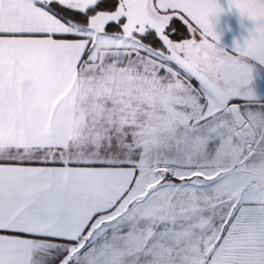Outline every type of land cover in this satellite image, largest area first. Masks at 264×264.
<instances>
[{
	"label": "snow or ice",
	"instance_id": "6c2138e0",
	"mask_svg": "<svg viewBox=\"0 0 264 264\" xmlns=\"http://www.w3.org/2000/svg\"><path fill=\"white\" fill-rule=\"evenodd\" d=\"M225 4L0 0V264H264V0Z\"/></svg>",
	"mask_w": 264,
	"mask_h": 264
},
{
	"label": "crops",
	"instance_id": "0c3cea01",
	"mask_svg": "<svg viewBox=\"0 0 264 264\" xmlns=\"http://www.w3.org/2000/svg\"><path fill=\"white\" fill-rule=\"evenodd\" d=\"M221 4L226 7L225 0H220ZM241 24L239 12L235 9L227 11L221 15L217 25L218 31L221 32V43L226 50H231L234 40H242L247 35L246 28L251 26V22L246 19ZM264 85V65L255 64L253 69V83L259 82ZM256 93L257 90L255 89ZM264 92V87L262 88ZM257 94L261 100H264V93Z\"/></svg>",
	"mask_w": 264,
	"mask_h": 264
},
{
	"label": "rangeland",
	"instance_id": "374dc122",
	"mask_svg": "<svg viewBox=\"0 0 264 264\" xmlns=\"http://www.w3.org/2000/svg\"><path fill=\"white\" fill-rule=\"evenodd\" d=\"M253 87H254V89L257 90V94H261L262 88L264 87V85L261 84L260 81H259V82H254L253 83ZM262 93H264V92H262Z\"/></svg>",
	"mask_w": 264,
	"mask_h": 264
},
{
	"label": "trees",
	"instance_id": "16d2710c",
	"mask_svg": "<svg viewBox=\"0 0 264 264\" xmlns=\"http://www.w3.org/2000/svg\"><path fill=\"white\" fill-rule=\"evenodd\" d=\"M186 35V34H185Z\"/></svg>",
	"mask_w": 264,
	"mask_h": 264
}]
</instances>
